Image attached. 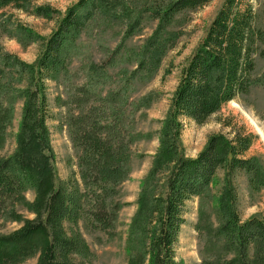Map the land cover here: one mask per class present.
Masks as SVG:
<instances>
[{
	"label": "rangeland",
	"instance_id": "1",
	"mask_svg": "<svg viewBox=\"0 0 264 264\" xmlns=\"http://www.w3.org/2000/svg\"><path fill=\"white\" fill-rule=\"evenodd\" d=\"M77 0H33L34 5L49 4L63 14ZM224 0L183 10L168 30L178 38L161 58L155 70L140 68L137 52L157 21L148 11L141 12L140 24L119 47L126 29H130L132 10H141L144 0H108L105 15H96L67 50V70L57 79L47 81L49 119L46 122L44 150L49 154L50 175L37 188L17 184L10 171L2 174L0 184V237H11L29 225L42 222L44 201L38 205V190L53 188L66 181L78 185L85 202L95 203L78 221L81 239L89 248L92 264H127L132 256H141L130 233L131 219L143 177L151 166L159 144L160 120L166 115L181 66L197 47L216 11ZM250 4L253 26L263 33L254 45L256 76L264 73V0H236ZM11 22H19L41 36L54 29L59 15L52 19L36 17L11 9ZM4 52L26 62H33L41 41L24 45L0 31ZM150 95L151 105L140 107V100ZM22 104H14L13 116L4 130L0 160L11 159L30 135L22 122ZM230 119L252 135L247 156L264 166V84L252 86L247 94L225 104L206 122L187 121L180 137L185 156L195 157L211 133H227L221 120ZM94 149L103 158L94 159ZM48 178V179H47ZM76 181V184H74ZM92 187L89 196L85 190ZM45 189V190H46ZM224 206L222 207V205ZM234 210L239 222L250 218L264 223V187L252 190L242 175L231 176L218 170L204 193L185 207L175 256L179 264H238L240 252L228 243L219 228L225 206ZM47 234L32 233L29 245L20 246L22 257L2 264H40ZM247 264H264L256 244L246 252ZM16 256V255H11ZM18 256V255H17ZM241 256V255H240ZM81 260V259H80Z\"/></svg>",
	"mask_w": 264,
	"mask_h": 264
},
{
	"label": "trees",
	"instance_id": "2",
	"mask_svg": "<svg viewBox=\"0 0 264 264\" xmlns=\"http://www.w3.org/2000/svg\"><path fill=\"white\" fill-rule=\"evenodd\" d=\"M144 1L141 10L131 11V28L125 30L119 47L125 46L140 24L141 12L148 11L157 24L137 52V64L150 71L158 67L178 38L176 32L168 30L177 14L203 7L211 0ZM107 4L108 0H77L61 14L49 4L34 5L33 0H0V31L24 45L41 41L33 62L4 52L0 45V146L4 142V130L12 119L14 104L19 100H23L22 122L30 132L11 159L0 160V184L7 170L17 184L35 188L50 175V156L44 152L48 146L45 141L49 119L47 81L57 79L67 70L68 48L92 18L105 15ZM11 9L47 19L59 17L54 29L44 37L19 22H11ZM262 34L253 26L250 4L242 7L236 0H224L205 35L181 66L166 115L160 120L159 144L141 181L131 219L130 233L141 256L129 257L127 264H179L175 245L185 223V207L204 193L218 170H226L227 176H245L252 190L264 187V166L255 157L247 156L252 135L230 119L221 120L228 132L209 134L195 157L185 156L180 142L187 121L202 124L225 104L247 94L252 86L264 84V73L254 74L253 58V47ZM152 102L153 98L147 95L140 100V107ZM93 154L95 160H102L103 153L99 150L94 149ZM78 185L68 186L64 181L48 195L49 188L36 189L38 205L44 201L42 222L29 225L11 237H0V264L22 257L20 246H28L32 233L37 230L47 234L40 264H92L89 248L79 234L78 221L88 209L92 212L86 219L91 217L96 206L85 202ZM89 188L85 191L92 196L95 189ZM224 210L219 231L240 252L238 264H247L245 254L247 249L249 254L254 244L264 257V223L255 218L239 222L227 204Z\"/></svg>",
	"mask_w": 264,
	"mask_h": 264
}]
</instances>
